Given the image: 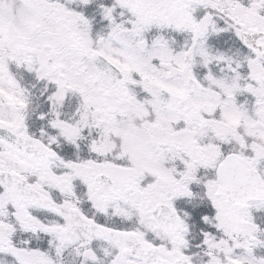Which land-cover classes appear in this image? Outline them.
<instances>
[{
  "label": "snow or ice",
  "instance_id": "1",
  "mask_svg": "<svg viewBox=\"0 0 264 264\" xmlns=\"http://www.w3.org/2000/svg\"><path fill=\"white\" fill-rule=\"evenodd\" d=\"M0 264H264V0H0Z\"/></svg>",
  "mask_w": 264,
  "mask_h": 264
}]
</instances>
